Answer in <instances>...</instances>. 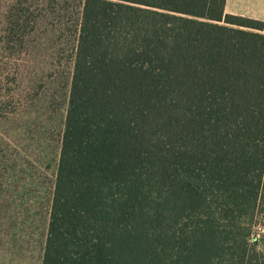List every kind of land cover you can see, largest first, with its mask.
I'll return each instance as SVG.
<instances>
[{
	"label": "trees",
	"instance_id": "1",
	"mask_svg": "<svg viewBox=\"0 0 264 264\" xmlns=\"http://www.w3.org/2000/svg\"><path fill=\"white\" fill-rule=\"evenodd\" d=\"M224 5L84 0L42 264H264V21Z\"/></svg>",
	"mask_w": 264,
	"mask_h": 264
},
{
	"label": "rangeland",
	"instance_id": "2",
	"mask_svg": "<svg viewBox=\"0 0 264 264\" xmlns=\"http://www.w3.org/2000/svg\"><path fill=\"white\" fill-rule=\"evenodd\" d=\"M83 3L0 0V34H29L14 109L0 117V248H20L36 261L47 233ZM253 233L264 236V226Z\"/></svg>",
	"mask_w": 264,
	"mask_h": 264
},
{
	"label": "crops",
	"instance_id": "3",
	"mask_svg": "<svg viewBox=\"0 0 264 264\" xmlns=\"http://www.w3.org/2000/svg\"><path fill=\"white\" fill-rule=\"evenodd\" d=\"M224 11L264 21V0H225ZM43 250L36 261L31 255H20V248H0V264H42Z\"/></svg>",
	"mask_w": 264,
	"mask_h": 264
}]
</instances>
